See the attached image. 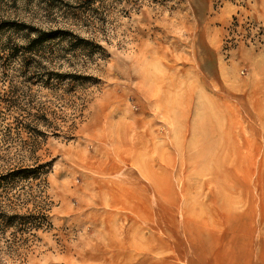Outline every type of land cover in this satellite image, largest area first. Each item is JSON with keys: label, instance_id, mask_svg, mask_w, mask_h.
I'll use <instances>...</instances> for the list:
<instances>
[{"label": "rangeland", "instance_id": "1", "mask_svg": "<svg viewBox=\"0 0 264 264\" xmlns=\"http://www.w3.org/2000/svg\"><path fill=\"white\" fill-rule=\"evenodd\" d=\"M11 23L72 30L105 57L88 70L98 84L63 113L75 130L36 145L51 164V228L20 247L3 239L0 264H88L75 221L88 206L73 190L106 177L108 149L116 175L133 167L154 199V249L140 250L138 264H218L224 247L236 264H264V0H0V51L24 43ZM15 63L0 62V94L20 79ZM30 92L59 113L47 90ZM20 151L0 139V169L32 164Z\"/></svg>", "mask_w": 264, "mask_h": 264}, {"label": "trees", "instance_id": "2", "mask_svg": "<svg viewBox=\"0 0 264 264\" xmlns=\"http://www.w3.org/2000/svg\"><path fill=\"white\" fill-rule=\"evenodd\" d=\"M11 24V30L23 34L24 43L20 49L3 47L0 51V62L16 61L20 73L17 81L4 80L8 90L0 94V124H4L5 131L0 139L14 138L19 142L20 152L28 153L33 162L0 169V242L4 239L6 246L20 247L34 240L38 231L51 228L52 203L45 193L51 164L40 163L35 156L38 139L48 135L69 136L75 130L73 123L66 125L63 113L84 100V91L89 85L98 84V79L88 70L90 64L105 57V50L95 40L72 30ZM32 87L47 90L58 102L59 113L51 101L48 105L36 103L30 92ZM23 134L26 139H22ZM18 184L22 185V193H12Z\"/></svg>", "mask_w": 264, "mask_h": 264}, {"label": "crops", "instance_id": "3", "mask_svg": "<svg viewBox=\"0 0 264 264\" xmlns=\"http://www.w3.org/2000/svg\"><path fill=\"white\" fill-rule=\"evenodd\" d=\"M76 151L80 155L84 153L82 149ZM115 151L108 149L105 178H92L79 183L73 190L77 207L82 209L88 206L86 212L75 214L76 223L84 228L83 242L90 252L86 259L88 264H138L140 250L154 249L155 233L151 226L155 221L152 208L154 199L146 192V185L142 184L133 167L125 168L124 177L116 175L115 171L122 167L116 163ZM224 248L218 264H236L235 260L232 261L233 253L228 251L229 247ZM101 250L106 251L104 257L94 254ZM115 250L127 253L116 255ZM210 261L215 264L213 258ZM250 264L263 263L256 256Z\"/></svg>", "mask_w": 264, "mask_h": 264}]
</instances>
